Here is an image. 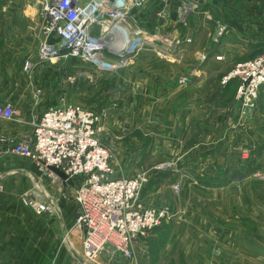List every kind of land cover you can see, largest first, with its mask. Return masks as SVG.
I'll use <instances>...</instances> for the list:
<instances>
[{"label": "crops", "instance_id": "0c3cea01", "mask_svg": "<svg viewBox=\"0 0 264 264\" xmlns=\"http://www.w3.org/2000/svg\"><path fill=\"white\" fill-rule=\"evenodd\" d=\"M39 11L36 0H0V101L12 105L20 115L23 113L32 120L39 118L50 103L59 105L69 101L76 104L82 96L80 70L76 72L75 60L64 66L56 61L54 65L37 63L32 73V83L43 89V98L40 105L35 103L34 88L29 85L25 63L36 58L38 48L45 39ZM134 20L132 24L135 28L148 33L169 29V42L185 39L182 51H186L192 43L194 49L191 50L196 52L197 63L183 71L178 69L175 62L141 59L117 76L105 74L106 81H111L110 89L100 105L108 112L105 130L111 134L107 141L113 152V168L117 178L131 177L136 166L147 167L167 157H161L162 150L169 153L183 141L193 139L195 121L207 120L212 110L217 111L216 117L222 116L226 109L225 96H231L233 100L238 87L237 81L225 83L224 78L235 64L264 53V0H151ZM190 27L196 29L194 37L189 34ZM223 28L225 31L221 36ZM216 36L217 40L214 39ZM211 37L217 45H214ZM121 42L126 46L124 40ZM66 65L73 68V79L70 81L64 79ZM184 77L189 81L180 83L179 80ZM212 83L219 87L216 92L207 91ZM90 91L91 100L98 89L92 86ZM259 103L260 114L264 118V91ZM100 105L95 104V107L101 110ZM154 122L156 126H153L158 130L153 133L156 136L149 146L138 143L136 136V139L125 141L130 129L144 127L148 132ZM253 125H258V119L254 120ZM222 133L225 130H220L218 136ZM32 134L30 124L0 120V148L6 146L1 142L3 138L21 141ZM1 171L2 167L0 264L81 262V258L75 254L74 245V242L81 241L74 227L79 208L73 202L66 203L69 199L65 197L69 194L68 188L46 184L44 189L56 201L58 211L51 217L53 219L47 215L35 218L31 215L34 212L25 207L14 211L7 204H2L3 196L11 190L14 194L15 188L23 191L29 184L19 188L17 184L14 186L13 178L5 182ZM27 171L31 177L39 176L34 167H28ZM58 244L66 246L67 251L65 248L59 255ZM106 257L102 258V264H127L122 259ZM146 261L143 258L142 264H147Z\"/></svg>", "mask_w": 264, "mask_h": 264}, {"label": "rangeland", "instance_id": "374dc122", "mask_svg": "<svg viewBox=\"0 0 264 264\" xmlns=\"http://www.w3.org/2000/svg\"><path fill=\"white\" fill-rule=\"evenodd\" d=\"M149 4L150 2L147 5ZM131 25L132 29L137 31L133 24ZM193 28L190 27L189 34L194 37L196 29ZM169 32V29H166L155 34L149 33L146 38H151L152 45H156L157 49L146 45L143 50L138 51V56L132 63L134 64L141 59L152 61L158 59L164 62H175L178 64V69L183 71L190 68L188 66L191 64L195 66L197 55L191 50V48L194 49V45L191 43L186 51L181 49L182 44L186 43L185 39L172 41V46L175 47L178 56L176 53V56L173 57H159L160 49L163 50L166 48L165 45H169ZM210 39L214 45H217V36L214 38L216 40L212 37ZM73 60L76 62V72L77 69L80 70L79 78L81 77L82 83L81 100L78 101L79 103L76 102V105L87 110L103 112V115H106L101 124L100 137L103 144L111 149L107 141L111 134L105 130L108 112L102 108L100 103L105 100L106 92L110 89L111 81L109 79L106 81L105 74L117 76L123 70L113 74L99 73L95 71L92 65L80 62L79 59L61 60L58 64L64 66ZM26 62L32 64L28 73L29 85L34 88L35 94V88L38 86L32 83V73L37 63L42 64L38 58V51L34 60ZM242 63L235 64L233 69ZM49 64L54 65L51 62ZM65 71L64 79L72 80V66L66 65ZM179 81L184 83L189 80L184 77ZM210 85L207 88L208 92H216L219 89L216 84ZM92 86H96L98 92H96L97 96L95 95V98L92 97L94 99L90 100ZM263 91L264 87L260 91V96ZM85 93L88 95L85 96ZM260 96L256 102L251 104L253 108H243L242 103L237 100V90L233 100L231 96L226 95L224 114L216 117L217 111L212 110L207 120L195 121L193 139L187 142L183 141L177 146L176 154L174 153L176 150H171L169 153L162 150L161 157L167 156L164 159H159L147 167L139 168L136 166L134 168L131 177H135L143 171L148 173L145 176L146 183L142 188L141 202L147 207L158 208L163 217H161L160 224L156 228L145 237L138 239L134 246L135 249L130 252L133 255L131 259L127 260L118 255L112 260L119 258L127 264H142L143 258L147 259V264H264V118L260 114ZM42 98L43 93L42 97L38 100L35 99V103L40 105ZM73 103L70 102V104ZM95 104H99L102 109L95 107ZM50 105L55 104L50 103ZM39 118L32 120L31 117L24 116L22 113L18 117V121L15 122L31 125L32 121H37ZM255 119H258V125L254 126ZM155 126L151 127L148 132L143 129L144 127L130 129L131 131L127 133L128 136L125 141L129 138L134 139L136 136L137 139H135L138 143H145L149 146L156 136L153 133L158 130L155 129ZM220 130H225V133L220 134L219 137L218 132ZM207 138L209 139L207 140ZM5 139L8 138L2 140ZM0 167H2L3 181L5 178V182H9L13 178L15 180L14 186L17 184L19 188H25L29 184L26 190L20 191L15 188L14 194L11 193V190L6 196H3L2 204H7L14 211H20L22 207H25L30 212H34L30 214L35 218H42L41 216L44 215L38 214L36 208L30 203L33 199L35 200V196L38 199L41 198L42 192L48 196L43 183L45 176L37 164L29 159L11 155L8 153V148L4 146V148H0ZM28 167H34L39 176H29ZM113 176L117 178L114 168ZM77 182L78 180H75L65 187L70 192L78 186ZM5 190L7 191V188ZM27 192L28 194L24 196ZM48 198L54 205V211L47 216L53 219L51 217L56 214L58 207L53 198L50 196ZM66 201V203L77 204L72 198ZM10 209L9 211H11ZM78 210L80 213V208ZM30 219L33 220L34 218ZM76 219L77 217L74 220L75 233H78L81 241L80 243L76 242L78 245L74 242L75 254L81 260L86 257L89 260V263L85 261L86 264H102V258L107 256L105 253L95 260H90L86 256L83 238L85 229L77 227ZM26 220L28 221V218ZM58 247L60 248L59 255L64 252L65 248L67 251L66 246L58 244ZM72 247H74L73 243ZM75 263L84 264L77 260Z\"/></svg>", "mask_w": 264, "mask_h": 264}, {"label": "built area", "instance_id": "2783aa9c", "mask_svg": "<svg viewBox=\"0 0 264 264\" xmlns=\"http://www.w3.org/2000/svg\"><path fill=\"white\" fill-rule=\"evenodd\" d=\"M117 1L36 0L45 38L38 48L39 61L49 64L79 59L92 65L96 72L109 74L128 68L144 48L134 45L127 53H121L119 35L112 31L122 26L127 32L130 28L137 33L139 40L149 36L141 28L134 31L131 24L150 0H122L124 7H119ZM224 31L221 29V36ZM165 46L160 49V58L176 56L172 42ZM31 68L32 64L26 62L25 71L29 73ZM230 81L238 82L237 100L243 108H253L251 104L264 87V53L237 65L224 79L225 83ZM42 93L41 88H35V99ZM20 116L15 107L0 101V120L18 121ZM104 117L103 112L62 102L50 105L37 121H32L31 137L1 142L11 155L37 164L45 176L44 186H68L78 180V186L65 197L74 199L80 208L76 223L79 229H85L84 247L90 260L103 253L111 259L120 255L129 260L138 239L156 228L163 214L141 202L147 172L123 179L113 176L112 150L100 137ZM41 196H35L30 203L38 214L50 215L54 205L47 194L42 192ZM81 261L89 263L86 257Z\"/></svg>", "mask_w": 264, "mask_h": 264}, {"label": "bare ground", "instance_id": "6f19581e", "mask_svg": "<svg viewBox=\"0 0 264 264\" xmlns=\"http://www.w3.org/2000/svg\"><path fill=\"white\" fill-rule=\"evenodd\" d=\"M127 28V27H126ZM128 30V29H127ZM126 33H128V35H129V37L128 38H130V35L131 36H133V40L129 43V44H127L126 46H124V45H120V47L118 48L120 51H121V53L123 52V53H127L128 51V49L130 48V49H132L133 48V46L134 45H136V46H138V48L139 47H142V48H145V46L146 45H148V46H151L153 43L151 42V38L150 39H147V38H145V39H142V40H139L138 39V37H137V33H134L133 31H131V29L129 28V31L127 32L126 31ZM119 39L120 40H124L125 41V39H124V37L123 36H120L119 35ZM133 44V45H132ZM129 49V50H130ZM137 50V49H136ZM133 61V60H132ZM132 61H131V63H132ZM131 65V64H130Z\"/></svg>", "mask_w": 264, "mask_h": 264}, {"label": "water", "instance_id": "95a60500", "mask_svg": "<svg viewBox=\"0 0 264 264\" xmlns=\"http://www.w3.org/2000/svg\"><path fill=\"white\" fill-rule=\"evenodd\" d=\"M117 5L119 7H124L125 3L122 0H118L117 1ZM112 34L113 35H117L118 34L120 36H123L124 39H125L124 42L126 43V45L129 44L133 40V36H130V38H128L127 33H126L125 29L122 26H117L116 28H114L113 31H112Z\"/></svg>", "mask_w": 264, "mask_h": 264}]
</instances>
